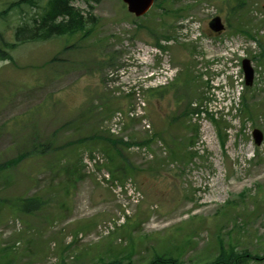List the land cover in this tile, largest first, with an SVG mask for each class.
I'll list each match as a JSON object with an SVG mask.
<instances>
[{"label": "rangeland", "instance_id": "1", "mask_svg": "<svg viewBox=\"0 0 264 264\" xmlns=\"http://www.w3.org/2000/svg\"><path fill=\"white\" fill-rule=\"evenodd\" d=\"M236 2L157 0L136 17L122 0H71L91 33L0 58V264H220L221 247L264 264V141L253 138L264 133V0ZM36 10L0 18L6 41ZM215 15L227 27L213 36ZM244 55L262 71L241 99ZM213 64L234 75L233 105L212 101ZM141 100L150 128L131 120L126 141L110 134V118ZM24 199L40 207L23 212ZM12 217L24 228L4 239Z\"/></svg>", "mask_w": 264, "mask_h": 264}, {"label": "trees", "instance_id": "2", "mask_svg": "<svg viewBox=\"0 0 264 264\" xmlns=\"http://www.w3.org/2000/svg\"><path fill=\"white\" fill-rule=\"evenodd\" d=\"M236 4H233V8H239L242 6L240 0H236ZM231 2V1H230ZM36 8L35 15L39 14L38 17L33 16L34 27L29 28L28 21H24L16 29V41L9 42L3 36V33L0 32V58L2 60L14 61L11 51L15 49L19 44L25 43L28 41H40L50 39L53 36H64L84 33H91L90 28L87 25V19L82 14V11L71 4V0H14L12 1L7 8H4L0 11V18H5L8 14L13 11L26 12V7ZM163 12H166L164 10ZM117 142L118 140H113ZM117 150V149H116ZM120 152V151H118ZM27 155L21 153L16 159L10 160L8 163L13 164L22 161L26 158ZM40 207V202L36 199H24L21 206V211L23 212H32L35 209ZM165 254V253H164ZM251 254L247 251L239 253L235 250L230 252L224 251L221 247L220 254L213 261L214 263L220 264H243L246 260L250 258ZM160 257V256H159ZM162 263H175L178 264L179 257H160ZM156 260H159L158 258ZM160 261H155L152 264H157ZM65 264V263H64ZM109 264H132L131 261L124 263L119 259L112 261Z\"/></svg>", "mask_w": 264, "mask_h": 264}, {"label": "water", "instance_id": "3", "mask_svg": "<svg viewBox=\"0 0 264 264\" xmlns=\"http://www.w3.org/2000/svg\"><path fill=\"white\" fill-rule=\"evenodd\" d=\"M128 4V9L130 12L135 13L137 16L144 15L153 5L154 0H123ZM210 27L217 32H220L224 26L221 22L220 17L214 18L210 22ZM244 71L246 74V82L251 85L253 82V70L250 66L249 60L243 61ZM254 138L257 144H261L263 140V133L259 129L254 130Z\"/></svg>", "mask_w": 264, "mask_h": 264}]
</instances>
